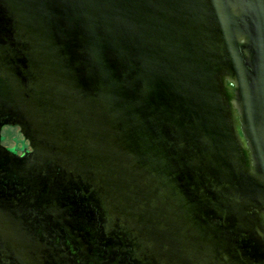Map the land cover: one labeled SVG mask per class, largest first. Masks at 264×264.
Returning a JSON list of instances; mask_svg holds the SVG:
<instances>
[{"label":"water","instance_id":"obj_1","mask_svg":"<svg viewBox=\"0 0 264 264\" xmlns=\"http://www.w3.org/2000/svg\"><path fill=\"white\" fill-rule=\"evenodd\" d=\"M0 264H264V0H0Z\"/></svg>","mask_w":264,"mask_h":264}]
</instances>
